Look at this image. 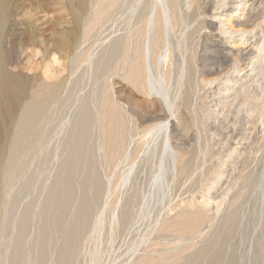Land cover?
<instances>
[{
	"label": "rangeland",
	"instance_id": "rangeland-1",
	"mask_svg": "<svg viewBox=\"0 0 264 264\" xmlns=\"http://www.w3.org/2000/svg\"><path fill=\"white\" fill-rule=\"evenodd\" d=\"M158 1L0 0V264H264V0H177L148 92Z\"/></svg>",
	"mask_w": 264,
	"mask_h": 264
},
{
	"label": "bare ground",
	"instance_id": "bare-ground-1",
	"mask_svg": "<svg viewBox=\"0 0 264 264\" xmlns=\"http://www.w3.org/2000/svg\"><path fill=\"white\" fill-rule=\"evenodd\" d=\"M177 0H159L155 7H156V11L153 13H150L149 17L145 20V25L140 28V36H142L143 39H141L140 41H136L133 42V35L135 32H132L133 34H130V36H128L127 40L125 41V48H123V58L124 60L128 59V56L130 55V53L134 52L135 55L137 56L136 60H137V64L136 66H133V68H131V74L130 77L133 78L132 79V84H134L136 87L140 86L141 89V85L143 83H145L146 85L148 84V82H146L148 79V73H147V68H148V61L147 59L150 58V51L152 48V45L154 48H152V50L156 49L155 45L158 43L160 40H163V42H165L166 40V27L170 26L173 27L176 23L180 22L178 21V15L180 16V6L177 4L178 1ZM223 1V0H222ZM229 1V0H227ZM236 2V0H234ZM239 1V0H238ZM237 1V2H238ZM120 2V1H119ZM127 2V1H126ZM255 2V1H253ZM141 3V2H140ZM190 3V2H189ZM241 3V1H240ZM134 4V3H133ZM186 4V3H185ZM244 4V3H243ZM189 5V4H188ZM225 5V4H224ZM234 5V4H233ZM241 4H239L238 6H240ZM187 6V5H186ZM218 6V5H217ZM226 6V5H225ZM251 6V5H250ZM151 7V6H150ZM237 7V6H236ZM243 7V6H241ZM133 8V6H132ZM152 8V7H151ZM182 8V7H181ZM220 8V7H219ZM225 8V7H224ZM239 8V7H237ZM137 9V8H136ZM240 9V8H239ZM182 11V10H181ZM238 11V10H237ZM129 12V11H128ZM150 12V10H149ZM145 13V12H144ZM145 16V15H144ZM147 16V15H146ZM189 16V15H188ZM255 17V16H254ZM182 18V16H181ZM135 19V18H134ZM258 20V19H257ZM178 21V22H177ZM140 22V21H139ZM137 23V22H136ZM132 25V24H131ZM223 26V25H222ZM229 26V25H228ZM240 26H245L243 24H235L233 27H231L230 29V33H240V34H248V32H250L249 30H244L241 29ZM226 27V26H225ZM131 29V28H130ZM133 30V29H132ZM138 30V29H136ZM256 30V29H254ZM257 31V30H256ZM138 32V31H137ZM228 32V33H229ZM142 33V34H141ZM227 33V34H228ZM254 33V32H253ZM224 34V33H223ZM128 35V34H127ZM232 35V34H231ZM234 35V34H233ZM157 46V45H156ZM158 47V46H157ZM171 52V49H168L167 52L164 51L166 54L165 59H167L169 57V54ZM153 52V51H152ZM134 56V55H133ZM237 56V55H236ZM252 56V55H251ZM122 58V59H123ZM130 58V57H129ZM134 59V58H133ZM135 60V59H134ZM128 62V61H127ZM156 62V61H155ZM139 63V64H138ZM242 63V62H241ZM150 64V63H149ZM244 66V65H243ZM239 67V66H238ZM246 68V67H245ZM243 69V68H242ZM241 70V69H240ZM238 71V70H237ZM239 72V71H238ZM140 73V74H139ZM130 78V80H131ZM245 78V77H244ZM183 79V78H182ZM217 80V79H216ZM244 80V79H243ZM143 81V82H142ZM144 86V85H143ZM151 86V85H150ZM148 88V92H150V88L147 85L146 86ZM161 87V86H160ZM157 89L154 88L153 91ZM146 90V89H145ZM158 91V90H156ZM164 92V91H163ZM168 92V91H167ZM157 93V92H156ZM166 93V92H165ZM159 94V92L157 93ZM167 94V93H166ZM236 95V94H235ZM159 96H162V106L165 108H170L171 109V104L170 101L168 100V96H165L164 94H159ZM160 100V99H159ZM173 108V106H172ZM163 110V109H162ZM166 110V109H165ZM164 111V110H163ZM135 113V112H134ZM164 113V112H163ZM130 114V113H129ZM136 114V113H135ZM170 114V113H168ZM172 114V113H171ZM174 114V111H173ZM132 115V114H130ZM164 115V114H161ZM172 117V116H170ZM172 119V118H171ZM170 118L166 119L165 122H163L162 125H160L159 127H161L164 131H165V145L167 147H171V142H170V128L173 124L172 120ZM154 120V119H153ZM122 127V126H121ZM155 128V126H154ZM153 128V129H154ZM158 128V127H157ZM152 129V130H153ZM160 129V128H159ZM156 131V130H154ZM161 132V131H160ZM156 132L151 133L150 135H156ZM244 133V132H243ZM236 134V133H235ZM241 134V133H240ZM234 137V136H233ZM148 141V140H147ZM164 145V146H165ZM148 146V145H147ZM165 146V147H166Z\"/></svg>",
	"mask_w": 264,
	"mask_h": 264
}]
</instances>
